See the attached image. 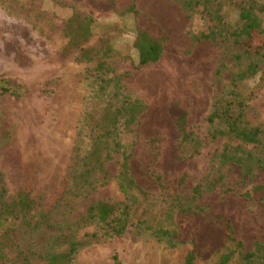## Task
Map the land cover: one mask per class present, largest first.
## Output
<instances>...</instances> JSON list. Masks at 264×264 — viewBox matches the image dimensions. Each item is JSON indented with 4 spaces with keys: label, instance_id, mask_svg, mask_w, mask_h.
Listing matches in <instances>:
<instances>
[{
    "label": "rangeland",
    "instance_id": "1",
    "mask_svg": "<svg viewBox=\"0 0 264 264\" xmlns=\"http://www.w3.org/2000/svg\"><path fill=\"white\" fill-rule=\"evenodd\" d=\"M259 1L264 5V0ZM219 4L226 21L234 24V1L214 2ZM132 5L167 33L164 54L157 63L138 65L135 19L126 12ZM201 10L187 12L178 0H0V77L21 81L29 88L26 97L0 96V171L10 191L9 199L21 190L29 191L39 204L36 213L40 212L69 170L83 119L89 114L96 122L105 104L97 98V93L104 92L102 83L91 75L95 65L78 63L77 53L62 55L68 42L66 22L74 14L92 18L93 36L87 47L113 49V56L106 59L113 73L107 76L120 77V96L138 99L146 106L138 119L130 169L157 206L152 210L141 207L137 217L156 222L165 206L162 198L167 195L191 199L211 153L227 141L209 144L200 156L180 159L179 132L171 105L178 103L186 110L189 125L206 136L209 126L205 119L213 101L228 87L236 69L231 44L221 38L199 40L200 34L213 27L208 12ZM106 88L109 92L115 85ZM246 89L253 92L247 121L264 130V78L249 82ZM82 135L85 150L90 136L87 128ZM134 136L128 135L127 140L133 141ZM120 164V156L115 155L97 172L92 186L75 189L48 225L39 229L17 223L12 226V240L32 264H48L40 256L65 252L67 246L56 244L61 236L77 241L84 240L86 234L102 236L96 224L81 227L77 222L94 203L125 201L117 182ZM223 172L225 186L202 194L193 205L205 209L209 220L230 222L234 237L246 252H252L257 242L264 244V189H259L264 187V172L255 170L243 176L232 165ZM188 230H192L191 225ZM203 233L207 234L200 233L199 241L204 245L199 244L201 258L196 264H218L220 255L207 259L216 245ZM93 242L75 254L72 264H114L115 255L121 264H184L194 247L190 241L171 247L136 230ZM230 264H241V258L237 255Z\"/></svg>",
    "mask_w": 264,
    "mask_h": 264
},
{
    "label": "trees",
    "instance_id": "2",
    "mask_svg": "<svg viewBox=\"0 0 264 264\" xmlns=\"http://www.w3.org/2000/svg\"><path fill=\"white\" fill-rule=\"evenodd\" d=\"M178 1L184 3L187 12H196L199 9L208 12L213 27L210 32L200 34L199 40L221 38L223 42L231 44V55L236 66L228 87L215 98L205 119L209 126L206 136H202L189 125V114L186 110L178 103L171 105L179 132L180 159L200 156L209 144L220 140L227 141L223 148L211 153L204 175L192 190L191 199L167 195L168 198H162L165 206L161 208L163 210L159 213L160 219H156V222L149 220V217H137L141 207L151 209L157 206L152 202L154 199H150V195L137 184L130 169L138 119L146 106L138 99L120 96V77L107 76L113 73L112 67L106 61L113 56V49L109 46L87 47L93 36L92 18L74 14L66 22L64 32L68 42L62 55L67 57L77 53L78 63L95 65L91 75L94 80L102 83L101 89L104 92L97 93V98L105 104L100 109L96 122L89 118V114L83 119L72 151L69 170L40 212L36 213L39 204L29 191L21 190L14 198L9 199L10 191L4 174L0 171V264H32L12 240V226L17 223L26 228L39 229L48 225L63 202L75 193V189L82 190L92 186L97 172L114 160L115 155L121 158L117 182L125 201L116 204L104 201L94 203L77 222L81 227L96 224L102 236L86 234L85 239L80 241L71 236H61L56 244L59 247L67 246V250L40 256L41 259H45L48 264H72L75 254L92 241L97 243L101 239L123 237L136 230L171 247L190 241L194 247L186 256L184 264H196L201 258L202 246L199 244L202 242L199 238L202 237V232H206L207 234L203 233L205 238H212L216 245L207 253L208 260L220 255L218 264H230L238 255L241 264H264V244L257 242L254 251L246 252L243 243L234 237L230 222L222 218L209 220L205 209L193 205L202 194L225 186L226 174L223 169L228 165L237 166L243 176H250L255 170L264 172V130L247 121V109L253 92L246 89L249 82L264 78V5L259 0H233L237 21L230 24L222 13V4L214 5L218 0ZM126 12L133 14L135 19L138 65L159 62L168 41L167 33L151 18L137 10L136 5L130 6ZM224 67L223 63L218 68V76L222 74ZM113 83L115 88L106 92V85ZM28 93V86L21 81L0 77V96L22 98L28 96ZM117 102L120 103L119 106L115 105ZM85 128L90 136L88 147L84 150L86 138L82 134ZM128 135H135L133 141L127 140ZM147 212L149 211L144 214ZM188 225H191V231H187ZM113 261L114 264H121L118 255L113 257Z\"/></svg>",
    "mask_w": 264,
    "mask_h": 264
}]
</instances>
